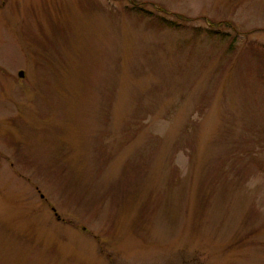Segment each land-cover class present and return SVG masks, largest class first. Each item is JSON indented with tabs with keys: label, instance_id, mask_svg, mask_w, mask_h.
I'll list each match as a JSON object with an SVG mask.
<instances>
[{
	"label": "rangeland",
	"instance_id": "1",
	"mask_svg": "<svg viewBox=\"0 0 264 264\" xmlns=\"http://www.w3.org/2000/svg\"><path fill=\"white\" fill-rule=\"evenodd\" d=\"M0 264H264V0H0Z\"/></svg>",
	"mask_w": 264,
	"mask_h": 264
},
{
	"label": "trees",
	"instance_id": "2",
	"mask_svg": "<svg viewBox=\"0 0 264 264\" xmlns=\"http://www.w3.org/2000/svg\"><path fill=\"white\" fill-rule=\"evenodd\" d=\"M139 8H140V7H139ZM140 9H141V8H140ZM161 21L164 22V23H163V26H165L166 24L169 25V26H170V25H173L172 23H170L169 21H165L164 19H161ZM172 27H173V26H172ZM175 27H176V26H175Z\"/></svg>",
	"mask_w": 264,
	"mask_h": 264
},
{
	"label": "water",
	"instance_id": "3",
	"mask_svg": "<svg viewBox=\"0 0 264 264\" xmlns=\"http://www.w3.org/2000/svg\"><path fill=\"white\" fill-rule=\"evenodd\" d=\"M19 76L20 77H24V73L23 72H20Z\"/></svg>",
	"mask_w": 264,
	"mask_h": 264
}]
</instances>
